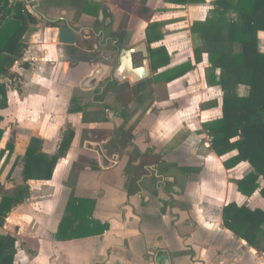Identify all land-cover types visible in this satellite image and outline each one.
Here are the masks:
<instances>
[{
    "label": "crops",
    "instance_id": "0c3cea01",
    "mask_svg": "<svg viewBox=\"0 0 264 264\" xmlns=\"http://www.w3.org/2000/svg\"><path fill=\"white\" fill-rule=\"evenodd\" d=\"M10 1L23 2L35 18L21 39L22 57L8 68L15 77L4 78L17 88L2 79L8 105L0 109V148H13L0 162V185L7 194L17 189L8 186H27L23 200L0 217V234L15 238L13 264H264V240L253 247L223 224L231 202L264 212L259 188L244 195L235 183L252 167H225L236 151L218 155L203 126L221 117L222 91L207 82L206 54L195 60L191 25L208 15L212 0H88L99 5L95 14L61 0ZM61 26L75 32L74 43L57 41ZM117 33L123 38L114 46ZM257 36L264 52V31ZM141 41L154 71L137 89L138 81L116 80L101 59L119 58L120 48ZM159 47L167 63L155 68ZM53 54L59 58L47 63ZM186 61L193 67L167 80L166 71ZM237 91L245 95L248 87ZM69 130L70 145L51 178L25 180L31 139L54 155ZM71 194L94 200L92 217L108 224L105 232L56 238Z\"/></svg>",
    "mask_w": 264,
    "mask_h": 264
},
{
    "label": "trees",
    "instance_id": "16d2710c",
    "mask_svg": "<svg viewBox=\"0 0 264 264\" xmlns=\"http://www.w3.org/2000/svg\"><path fill=\"white\" fill-rule=\"evenodd\" d=\"M61 1L62 5L74 6L79 12L91 14H95L99 6L88 0ZM165 1L183 5L204 0ZM33 23L35 18L23 2L0 0V109L8 105L6 85L1 79L3 76L10 79L15 77L8 67L22 57L25 44L21 39ZM156 27L158 24H151L149 29ZM259 31H264V0H212L208 15L191 25V33L197 41L194 47L195 60L201 61L202 55L206 54L210 64L206 72L207 82L218 85L222 91L221 117L203 125L212 136V149L220 156L236 151L224 162L227 168L240 161L248 162L252 170L235 180L237 189L244 195H251L259 188L264 198V52L258 48ZM160 37L161 34H158L155 40ZM149 40L152 41V38L149 37ZM155 51L161 55L159 64L154 66L157 68L166 64L167 59L162 61L165 53L163 47ZM155 51L151 52L152 56ZM192 67L189 61L172 67L166 71L169 73L167 80L183 75ZM239 85L247 86L248 93L239 95ZM69 110L73 111V108ZM2 136L3 129L0 128V142ZM72 136L71 130L65 133L54 155L40 152L39 140L32 138L23 156L24 179H50L58 159L68 149ZM12 148L10 144L4 149L0 148V158ZM26 191L27 186L23 185L17 187L14 194H7L0 185V217H5L15 204L21 202ZM93 207V199L71 194L59 222L56 238L70 240L105 232L108 224L92 217ZM223 224L253 247H259L264 240V212L260 209L228 203L223 208ZM15 252V238L0 234V264H13Z\"/></svg>",
    "mask_w": 264,
    "mask_h": 264
},
{
    "label": "water",
    "instance_id": "95a60500",
    "mask_svg": "<svg viewBox=\"0 0 264 264\" xmlns=\"http://www.w3.org/2000/svg\"><path fill=\"white\" fill-rule=\"evenodd\" d=\"M74 39L75 32L73 30H71L68 26L59 27L57 38L59 43L72 44L74 43ZM140 51L144 56L143 65L135 68L132 63V55ZM118 61L119 64L113 72V77L118 81L129 78L131 81L137 82L149 74L148 52L144 42L128 49H122L120 51Z\"/></svg>",
    "mask_w": 264,
    "mask_h": 264
},
{
    "label": "flooded vegetation",
    "instance_id": "af4514ba",
    "mask_svg": "<svg viewBox=\"0 0 264 264\" xmlns=\"http://www.w3.org/2000/svg\"><path fill=\"white\" fill-rule=\"evenodd\" d=\"M102 24H104V22ZM118 35H119L118 33L115 34V38L113 39L114 40V43H113L114 46H116L119 43V41H116V39L118 40V39H120V37L123 38V34H122V36H118ZM74 41H75V39H74ZM141 43H143V41H141V42H139V43H137V44H135L133 46L126 47L124 49H128V48L134 47V46L139 45ZM145 45L147 47V52H148L149 69L152 72V71H154V68H152L153 66L151 64V59H150V54H149L150 47L146 43H145ZM120 49L122 50L123 48H120ZM143 59H144V56H143L141 51L137 52V53H134L132 55V63L134 64L133 67H135V68L141 67L143 65ZM101 60L106 61L107 63H109V70L110 71L115 69L118 66V64H119V61H118L119 58L117 57V55L115 53L111 54V56L109 58L107 57V58H105V60L102 58ZM148 76H149V74L146 77L140 79L137 82V84H136L137 89H141L142 88V85L144 84V81L147 80ZM110 160H111V158H110ZM113 161H115V160H113ZM108 163H109V160H108Z\"/></svg>",
    "mask_w": 264,
    "mask_h": 264
},
{
    "label": "rangeland",
    "instance_id": "374dc122",
    "mask_svg": "<svg viewBox=\"0 0 264 264\" xmlns=\"http://www.w3.org/2000/svg\"><path fill=\"white\" fill-rule=\"evenodd\" d=\"M35 30H37V27L36 28H34L33 29V31H35ZM33 31H31V32H33ZM31 32H29V33H27L26 35L28 36ZM27 38V37H26ZM59 58V57H58ZM56 56H54V54H53V56H51V58H49V60L47 61V63H49L50 61H57V59H58ZM12 65V64H11ZM11 65L8 67V68H10L11 67ZM4 78H7V77H5V76H3L2 77V79L5 81V83H6V85H7V89L8 88H17V86L16 85H11L10 84V82L8 81V80H6V79H4ZM2 79H1V81H2ZM22 85V83H20L19 81H17V85L19 86V85ZM5 128H7V125L5 126ZM5 141H3L2 142V144H1V146L3 147L4 145H5ZM5 153H6V151H5ZM4 153V154H5ZM4 156V155H3ZM1 157V159H0V162H2V161H4V162H6V159H2V158H4V157ZM6 158V157H5ZM4 162L2 163V166H1V168H0V175L2 174V170H3V168H4V166H5V164H4ZM5 180H7V182H9L11 179H9V175H7L6 176V179ZM17 187H13V186H8V190L7 191H9V192H11V191H14L15 189H16Z\"/></svg>",
    "mask_w": 264,
    "mask_h": 264
}]
</instances>
